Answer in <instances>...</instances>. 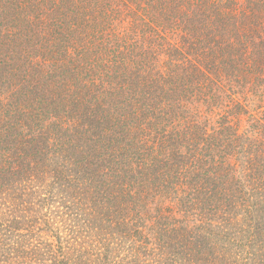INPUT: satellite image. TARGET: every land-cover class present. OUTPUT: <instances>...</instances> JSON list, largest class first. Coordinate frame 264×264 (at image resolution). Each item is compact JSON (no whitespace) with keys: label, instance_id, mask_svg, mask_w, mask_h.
I'll use <instances>...</instances> for the list:
<instances>
[{"label":"trees","instance_id":"obj_1","mask_svg":"<svg viewBox=\"0 0 264 264\" xmlns=\"http://www.w3.org/2000/svg\"><path fill=\"white\" fill-rule=\"evenodd\" d=\"M0 264H264V0H0Z\"/></svg>","mask_w":264,"mask_h":264}]
</instances>
